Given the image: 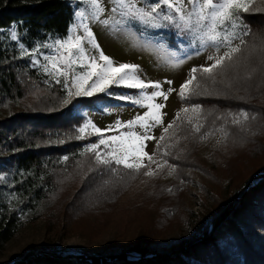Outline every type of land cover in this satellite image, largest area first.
<instances>
[{"label":"trees","instance_id":"obj_1","mask_svg":"<svg viewBox=\"0 0 264 264\" xmlns=\"http://www.w3.org/2000/svg\"><path fill=\"white\" fill-rule=\"evenodd\" d=\"M74 13L71 0H0V173L8 175L9 181L7 193L0 192V252L26 221L45 214L52 197L62 195L58 207L65 205L66 213L69 209L89 213L95 209L86 208V201L97 205L101 194L118 183L120 192L109 193L104 205L115 203L125 184L143 170L137 173L122 165L96 164L94 154L85 148L96 138H79L85 117L76 112L77 107L101 110L99 103H120L118 93L138 89L112 86L107 93L74 97L66 103L63 85L48 81L20 56L15 43H7L3 36V30H14L17 42L33 50L50 39L65 38ZM242 20L249 31L241 51L218 69L214 78L197 72L186 96L188 102L202 105L201 129L196 131L188 123L178 126L181 141L192 144L207 132L224 128L227 146L235 151L228 162L233 158L238 161L229 168L237 177L264 168V14L244 13ZM256 25L263 28L259 35L255 34ZM197 83L199 87H195ZM242 111L248 119L232 123ZM67 175L76 179L68 180L63 194L59 189ZM256 177L252 185L239 181L234 187L239 192L202 236L172 252L158 253L136 242L124 252L33 254L16 264H264V173ZM77 196L86 201H77ZM51 208L48 224L53 228V215H64V211Z\"/></svg>","mask_w":264,"mask_h":264},{"label":"rangeland","instance_id":"obj_2","mask_svg":"<svg viewBox=\"0 0 264 264\" xmlns=\"http://www.w3.org/2000/svg\"><path fill=\"white\" fill-rule=\"evenodd\" d=\"M71 2L75 12L79 10L77 8L79 4V8L85 9L86 16L84 18L75 16L65 38H53L33 50H28L17 42V37L12 38L14 30H3V36L7 43H15L14 46L19 49L20 56L27 58V61L43 73L48 81L57 83V80H60L59 84L66 89L67 95L68 88L71 87L70 82L52 71L45 56L56 55V42L72 35L74 28L77 34L83 33V24H87L92 29L95 42L99 44L104 55L111 58L114 65H136L137 74L141 79L158 83L159 89L148 88L143 91L138 89L137 92H124L117 95L118 99L120 96H129L132 100L140 99L145 105L149 103L145 96L153 92L160 91L167 95V99L164 96H158L152 101L163 105L159 109L162 123L156 124L155 121L149 120V124H155V126L151 127L147 133L140 125H135L133 129L118 127V125H127L129 121L135 120L137 116H144L149 111L147 107H141L130 100H122L117 104L99 103L101 110L87 107L76 108V112L85 117L81 127L90 125L84 132H80L81 137L96 138V141L86 144V150L89 145L98 143L102 138L95 133L91 125L106 130L103 138L121 135L127 131L155 137L145 141L144 149L153 156L155 163L149 162L146 157L144 163L156 174L145 175L148 169L143 168L135 180L125 184L120 198L108 206L104 205L107 195L117 189V191L120 190L121 185L118 183L115 188L111 187L101 194L97 205L92 206V200L87 202L83 197L77 196V201H86V208L95 209L89 213L73 212L72 209L66 213L64 210L68 208L65 209V205L58 207L62 195L56 199L52 197L50 206L48 205L44 210L45 214L36 221H26L9 242L7 249L0 252V264L24 262L33 254L78 255L124 252L136 242L147 245L152 251L158 253L172 252L202 236L222 209L229 204L230 198L232 199L239 192V188L234 189L239 181L243 185H252L258 180L256 176L264 173V168H261L246 177H237L235 170L229 168L231 164L238 161H236L237 158H233L229 159L231 163L228 162L230 156H235V151L229 150L227 146V132L224 128L220 127L207 132L195 144H192V141L182 142L179 135L178 126L183 123H188L195 130L197 126L201 129L203 125L202 105L190 103L186 98H182L181 86L193 75L194 68L209 66L213 63L209 56L222 55L226 51L225 48L221 47L219 52L211 46L201 48L196 37L181 33L174 26L149 27L119 13H112L111 9L114 6L112 0H102L104 12L101 19L108 20L107 25L93 20L91 10L81 0H71ZM248 13L264 14V0H252ZM262 30L260 25H256L255 34H261ZM237 31L242 30L237 29ZM247 34L233 40V44L240 46L241 40L244 42ZM89 50L92 51L90 48ZM25 52L35 54L25 55ZM45 66H48L47 71ZM79 71L77 69V72ZM72 90L74 92L75 88ZM107 92H96L92 96ZM187 94L188 92L186 96ZM74 97L90 96L74 95L71 98ZM69 99L67 96L66 101ZM193 108H197V111L193 112ZM184 109L189 111L184 112ZM178 115L179 119H177ZM170 124L173 126L165 133L164 129ZM109 129L111 130L108 131ZM162 136L163 140L160 139ZM108 151L107 146H101L102 154ZM94 162L104 165L98 163L96 158ZM157 165H163V167L159 168ZM169 165L174 166V170ZM169 172L172 174L169 175ZM70 178L71 181L76 179L75 175H67L64 178L59 189L63 194ZM8 182V175L0 173V192L7 193L5 185ZM50 208L64 211V215H53V228H50L48 224V219L52 215L48 216ZM239 223L244 224L241 220ZM242 227L246 230L245 226ZM224 242L225 239L221 238L220 243L224 244Z\"/></svg>","mask_w":264,"mask_h":264},{"label":"snow or ice","instance_id":"obj_3","mask_svg":"<svg viewBox=\"0 0 264 264\" xmlns=\"http://www.w3.org/2000/svg\"><path fill=\"white\" fill-rule=\"evenodd\" d=\"M81 2L88 5L93 20L99 21L103 25L109 23L108 20L101 19L104 12L102 0H81ZM112 3L114 5L111 9L112 13H119L149 27L174 26L181 33L196 37L201 48L211 46L217 52L221 47L226 49L222 55L209 56V59L213 61L209 66L192 70L193 75L181 86L180 90V96L186 98V92L192 91L191 86L197 80L195 75L197 72L214 78L216 71L224 68L226 62L232 61L235 54L241 51L239 45L233 44V40L247 34L248 29L242 20V15L250 11L252 0H112ZM77 8L79 10L74 15L77 18H84L86 16L85 9L79 8V4H77ZM82 27L83 33L77 34L74 28L72 35L56 42V55L45 56V60L49 62L52 71L70 82L69 98L74 95L92 96L96 92H107L113 85L141 91L148 88H160L158 83L146 82L141 79L137 74L136 65H114L111 58L104 55L99 44L95 42L92 29L87 24H83ZM237 29L242 31H237ZM12 38H16L15 33H13ZM241 42L243 43V40ZM93 52L98 54L93 55ZM24 54L34 55L35 53L25 52ZM77 69L80 71L77 72ZM47 70L48 66H45V71ZM60 82L57 80V83ZM195 87H199V84L197 83ZM73 88H75L74 92ZM158 96H164L167 99V95L160 91L145 96V99L149 101L147 105L140 99L132 100L129 96H120L119 99L130 100L141 107H147L149 111L144 116H137L135 120L129 121L127 125H118V127L133 129L135 125H140L147 133L151 127L155 126V124H149V120L155 121L156 124L162 123L159 109L163 105L152 102ZM197 108H193L192 111H197ZM183 111L188 112L189 109ZM177 119H179V115ZM247 119L248 114L242 112L233 118L232 123L241 124ZM89 126L85 125L79 131L84 132ZM172 126L170 124L168 128H165V133ZM91 127L94 128L98 136L102 137L98 143H92L87 148V151L95 154L98 163L122 165L125 169L137 173L145 168L148 169L145 171V175L153 176L156 174L144 163L145 157L149 162L155 163L153 156L144 151L145 141L155 139V137L146 134L141 135L135 131H127L121 135L103 138L106 130L95 128L94 125ZM199 130L200 127L197 126L196 131ZM160 139L163 140L164 137L162 136ZM102 145L107 146L109 151L102 154L100 152ZM113 145L115 146L113 147ZM165 163L167 162L165 161ZM157 167L162 168L163 165H157ZM169 167L174 170V166L169 165ZM171 174L169 172V175Z\"/></svg>","mask_w":264,"mask_h":264}]
</instances>
